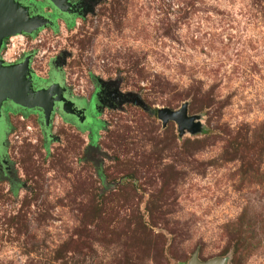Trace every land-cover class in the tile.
<instances>
[{
  "label": "rangeland",
  "instance_id": "1",
  "mask_svg": "<svg viewBox=\"0 0 264 264\" xmlns=\"http://www.w3.org/2000/svg\"><path fill=\"white\" fill-rule=\"evenodd\" d=\"M19 1L52 23L8 56L35 87L120 99L91 135L4 104L0 264H264V0Z\"/></svg>",
  "mask_w": 264,
  "mask_h": 264
},
{
  "label": "water",
  "instance_id": "2",
  "mask_svg": "<svg viewBox=\"0 0 264 264\" xmlns=\"http://www.w3.org/2000/svg\"><path fill=\"white\" fill-rule=\"evenodd\" d=\"M46 1L62 14L69 15L72 12V5L69 0ZM82 3L77 4L76 9L80 8ZM51 24V21L43 15H31L29 6L19 0H0V50L3 41L8 37L23 34L32 35ZM65 90L59 83L35 89L30 69V56H26L22 61L12 65H5L0 59V118L3 116L2 110L4 104L9 102L13 106L26 110H40L43 125L47 128L50 125L51 116L55 110V103H61L62 113L76 117L78 124L83 125L85 120L83 110L78 109L73 101L67 100L63 96ZM119 97L117 95L115 102H117V99H120ZM156 115L163 124H166L168 121H174L179 130H183L184 128L192 129L194 127V119L187 116L185 107L177 111L161 108L157 110ZM1 163L3 166H6L7 161L3 159ZM188 264H223V261L217 258L201 262L194 255Z\"/></svg>",
  "mask_w": 264,
  "mask_h": 264
},
{
  "label": "flooded vegetation",
  "instance_id": "3",
  "mask_svg": "<svg viewBox=\"0 0 264 264\" xmlns=\"http://www.w3.org/2000/svg\"><path fill=\"white\" fill-rule=\"evenodd\" d=\"M46 2V4L50 7V9L57 13V15H59L60 17L62 18H66L68 19L69 17L71 16H74V15H80V13L83 11V9L86 7V3L85 1H72V0H69V2L71 3L72 7H71V13L69 15L67 14H62L60 13L59 11H57L52 5H50L46 0H44ZM83 2L81 5H80V8L76 9V5ZM27 4V3H25ZM29 6V11L30 13L32 14L33 13V8L30 4H27ZM40 15H43V14H40ZM45 18L51 20V18L48 16V15H43ZM48 26V25H47ZM34 34V33H33ZM6 40V39H5ZM5 40L3 41V45L1 47V50L0 52L2 51V49L4 48V43H5ZM25 58V57H24ZM23 58V59H24ZM23 59H21L20 61H22ZM30 62H31V59H30ZM60 63V60L54 62V67L57 66V68L59 67V64ZM54 74H57L59 76L58 73H53L51 75V79L49 80L48 83H46L45 85L41 86V87H35V89H39V88H42V87H48L49 85L53 84V83H59L62 87L63 84L60 82V77L59 79H57ZM34 84V83H33ZM65 88V87H64ZM66 89V88H65ZM68 89L65 90V92H63V96L67 99V100H71L75 103V106H77L78 109H81L83 110V115L85 117V120H84V123L83 125H79L78 124V119L72 115H64L61 111V103H55L54 105V112L52 113V116L54 115V113H58V115L60 116V118L62 120H64L66 123H68L69 125L79 129L80 131H84L86 130L88 132L89 135L93 134V128H94V124L98 123V114L101 113V107L102 106H107V107H111L114 103H115V99L117 97L116 93L114 90H111L109 87H102L98 90H96L95 92H93L88 99H80V98H72L70 96H68ZM5 104H7L10 109L13 111L14 109H16V106H13L12 104H10L9 102H6ZM19 109H21L22 111H24L25 109L23 108H20V107H17ZM10 110V111H11ZM40 111V110H38ZM3 112V116H4V110L2 111ZM41 113V111H40ZM3 116L2 118H0V120L2 119L3 123H4V120H3ZM41 116H42V113H41ZM51 116V117H52ZM90 138V136H89ZM1 144V143H0ZM7 160L5 158V153L3 151V149L0 150V166H1V169L3 171V173L7 174L8 173V170H9V165L6 164V166H3L1 161L2 160Z\"/></svg>",
  "mask_w": 264,
  "mask_h": 264
},
{
  "label": "built area",
  "instance_id": "4",
  "mask_svg": "<svg viewBox=\"0 0 264 264\" xmlns=\"http://www.w3.org/2000/svg\"><path fill=\"white\" fill-rule=\"evenodd\" d=\"M24 36H25V34L16 35V36H10V37L7 38L10 41V47L11 48L7 49V51H5V52L2 49V51L0 52V59L3 61V63L5 65H12V64L20 62V60L19 61L13 60V59L9 58L8 56H9V53L11 52V50L15 47L16 43H22L23 42ZM13 40H16V41L13 42ZM5 46L7 47V44L4 43V47Z\"/></svg>",
  "mask_w": 264,
  "mask_h": 264
},
{
  "label": "trees",
  "instance_id": "5",
  "mask_svg": "<svg viewBox=\"0 0 264 264\" xmlns=\"http://www.w3.org/2000/svg\"><path fill=\"white\" fill-rule=\"evenodd\" d=\"M1 121H2V119H1ZM3 122V121H2Z\"/></svg>",
  "mask_w": 264,
  "mask_h": 264
},
{
  "label": "crops",
  "instance_id": "6",
  "mask_svg": "<svg viewBox=\"0 0 264 264\" xmlns=\"http://www.w3.org/2000/svg\"><path fill=\"white\" fill-rule=\"evenodd\" d=\"M99 118V117H98Z\"/></svg>",
  "mask_w": 264,
  "mask_h": 264
}]
</instances>
